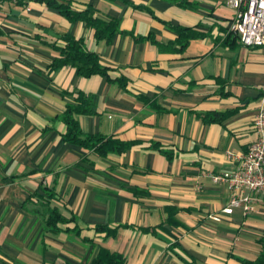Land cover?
<instances>
[{"label": "crops", "instance_id": "crops-1", "mask_svg": "<svg viewBox=\"0 0 264 264\" xmlns=\"http://www.w3.org/2000/svg\"><path fill=\"white\" fill-rule=\"evenodd\" d=\"M58 1L116 18L122 33L98 41L84 21L45 1L0 0V264H91L102 247L126 264L256 258L264 195L252 194L249 214L241 207L225 214L229 184L211 174L233 170L238 160L226 152L242 155L256 138L264 45L233 41L229 0H189L187 8L168 0ZM167 23L197 35L181 50ZM66 34L84 39L126 87L71 66L49 69L59 56L52 45ZM77 90L94 99L93 114L78 117L83 132L131 142L128 150L103 157L64 140L59 115ZM213 112L225 116L203 120ZM46 186L64 204L45 203ZM47 204L76 216L81 231L47 230Z\"/></svg>", "mask_w": 264, "mask_h": 264}, {"label": "trees", "instance_id": "trees-1", "mask_svg": "<svg viewBox=\"0 0 264 264\" xmlns=\"http://www.w3.org/2000/svg\"><path fill=\"white\" fill-rule=\"evenodd\" d=\"M45 1L48 6L56 9L63 16L67 17L70 21H84L85 24L92 30H94L95 37L98 41H106L111 43L116 35L122 33L120 28V21L116 18L105 19L96 14L93 7H87L83 10L74 9L70 3H65L58 0H36ZM126 3H130L129 0H123ZM182 8H187L190 5L189 0H168ZM135 6V5H134ZM136 7V6H135ZM139 7V6H137ZM153 14V12H151ZM169 27H172L177 33L178 37L176 43L180 46V49H184L194 38L197 33L191 28L183 26H175L171 23H167ZM235 33V32H233ZM236 34V33H235ZM148 37V36H147ZM147 37L140 36L136 39H146ZM236 35L234 40H237ZM55 50L59 52V56L49 65V69L57 70L64 66H71L76 69L79 76L91 77L93 75H101L106 77L109 81H118L122 87H126V81L122 77L112 78L111 69L104 65L99 55L90 51L85 46V41L82 38H76L74 35L66 34L61 37L60 44L52 45ZM71 101L67 103L65 111L59 115V119L65 124V132L63 138L66 142L81 146L89 151H94L100 156L107 157L110 154H121L128 150L131 142H123L113 137H108L103 134H87L84 133L78 117L80 115H91L93 114L94 99L90 94H86L81 90L70 92ZM225 115L217 112L203 115V120L206 122H214L221 120ZM165 155L171 159L172 154L164 152ZM46 196L43 201L45 203L51 200L58 199V195L51 187L46 186ZM59 202L63 203L62 199H58ZM48 212L45 217V225L47 230L58 233L63 226L68 227L75 232H80L81 228L77 223L76 216L66 217L55 207H51L49 204ZM106 227H97L98 230H103ZM108 235L115 236V230H108ZM261 250L259 255L254 259H241L243 264H264V235L259 240ZM127 260L123 254L119 252H112L107 248H101L98 256L93 260L91 264H126Z\"/></svg>", "mask_w": 264, "mask_h": 264}, {"label": "built area", "instance_id": "built-area-1", "mask_svg": "<svg viewBox=\"0 0 264 264\" xmlns=\"http://www.w3.org/2000/svg\"><path fill=\"white\" fill-rule=\"evenodd\" d=\"M234 11L231 30L244 46L264 45V0H229ZM256 138L249 150L237 155L233 150L226 152L229 161L238 160L233 170L211 174L213 182H227L230 188V202L222 210L231 214L236 207L244 214L254 211L252 194L264 195V85L261 89L258 113L254 120ZM215 215H211L213 217Z\"/></svg>", "mask_w": 264, "mask_h": 264}]
</instances>
